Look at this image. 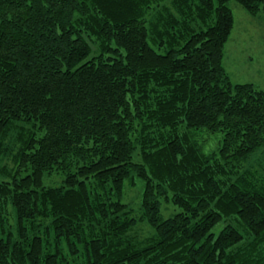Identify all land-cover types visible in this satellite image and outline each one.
<instances>
[{"label":"trees","instance_id":"obj_1","mask_svg":"<svg viewBox=\"0 0 264 264\" xmlns=\"http://www.w3.org/2000/svg\"><path fill=\"white\" fill-rule=\"evenodd\" d=\"M230 1L0 0V264H264V91L223 66Z\"/></svg>","mask_w":264,"mask_h":264},{"label":"rangeland","instance_id":"obj_2","mask_svg":"<svg viewBox=\"0 0 264 264\" xmlns=\"http://www.w3.org/2000/svg\"><path fill=\"white\" fill-rule=\"evenodd\" d=\"M229 7L234 16V25L225 45L223 66L233 84L252 83L264 91V19L261 18L262 16L250 15L235 0L229 2ZM210 136L212 137L210 142L213 143L212 140L216 139V136ZM59 182L58 176L45 179L46 185L57 186ZM143 189V181L136 178L135 185H126L122 199L136 219H139L141 215ZM175 213L174 208L163 209L164 218ZM11 221L14 223V218ZM135 232L142 238L152 234L151 228L141 222L136 226ZM78 261H84V256L82 255Z\"/></svg>","mask_w":264,"mask_h":264}]
</instances>
